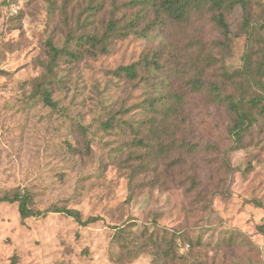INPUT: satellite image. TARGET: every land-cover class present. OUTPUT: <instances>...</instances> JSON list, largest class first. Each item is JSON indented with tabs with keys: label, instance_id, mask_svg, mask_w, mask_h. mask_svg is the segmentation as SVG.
I'll list each match as a JSON object with an SVG mask.
<instances>
[{
	"label": "rangeland",
	"instance_id": "obj_1",
	"mask_svg": "<svg viewBox=\"0 0 264 264\" xmlns=\"http://www.w3.org/2000/svg\"><path fill=\"white\" fill-rule=\"evenodd\" d=\"M129 1L102 0L86 27L102 32L111 18L123 26L137 15V30L114 38L107 53L83 45L79 60L63 59L53 110L35 95L47 72L46 42L62 47L81 34L90 0H0V197L28 190L41 211L22 219L18 203H0V264H156L152 233L178 235L184 257L168 264H264V120L234 149L229 111L189 86L207 66V81L235 92L247 44L242 10L228 15L231 41L222 48L213 45L224 38L208 13L171 20L159 13L161 0L128 8ZM249 1L253 20L263 21L264 0ZM250 43L262 48L253 60L264 70V42ZM146 59L163 70L149 75ZM139 62L138 80L114 72ZM164 91L183 96L180 114L150 125L141 105ZM123 107L131 111L120 114ZM110 111L119 121L104 132ZM183 138L195 151L177 149ZM172 139L175 147L157 155L152 144ZM53 206L100 219L82 226L46 211Z\"/></svg>",
	"mask_w": 264,
	"mask_h": 264
},
{
	"label": "trees",
	"instance_id": "obj_2",
	"mask_svg": "<svg viewBox=\"0 0 264 264\" xmlns=\"http://www.w3.org/2000/svg\"><path fill=\"white\" fill-rule=\"evenodd\" d=\"M101 2L102 0H90L88 4L89 13L86 16L84 23L79 24L83 29L81 34H76L74 32L71 33L62 47H58L53 42L52 38H49L46 42L47 48L49 49V61L46 65L47 72L37 82V94L35 93V95L40 96L43 102L53 110L59 108V103L53 98V88L51 84L57 81V67L63 59L71 57L74 60H79L83 56V51L81 49L83 45L89 46V48L85 49V52L87 53H107L114 38L127 35L129 34V30H137V27L139 26L140 18L135 15L123 26L119 25L121 19L111 18L104 31L97 32L96 30H88L86 27L88 24L87 22H89L90 18L95 16L99 9L104 6ZM137 3L140 2L138 0H133L124 3V6L131 8ZM114 8L118 7L115 6ZM158 8L159 13L160 11L162 12V16H166L171 20H183L191 15L192 11L208 13L210 15V20L214 23L224 38L223 41L213 42V45L222 48H227L231 41L232 32L227 21L228 15L237 8L242 10L243 26L247 31V44L246 52L243 57V68L236 71L232 76V79H236L233 80L235 92H227L228 87L224 82L218 84L207 81L204 78L207 66L198 67L197 75L193 80L189 81V86L193 91H204L210 102L224 106L229 111L230 116L232 117V124L229 127V133L234 142L233 148L239 149L243 147L245 137L252 131V128L261 124V119L264 120V82L261 79L264 75L263 64L262 62H258L257 65L254 66L253 60V57L260 52L261 47L258 50H255L250 43L251 40L260 41L262 43L264 42V20H253V13L249 0H161ZM163 21L164 20H161V22ZM90 22V25H92L93 21ZM159 23L160 20L158 19L156 24ZM152 29L153 27L144 31V34L146 35ZM74 45L79 49L74 48ZM206 62L208 63V58L206 59ZM144 63V68L147 69L149 75H155L158 71L163 70V64L158 62L157 59H153L150 63L149 60L146 59ZM144 63L139 62L127 66H120L114 72L117 76H124L130 81L138 80L140 76L139 67ZM145 79H147V76ZM164 83H168L166 75L163 76V79L160 80L158 84L162 86ZM170 92L168 93L164 91L163 93L168 94L162 93V95L158 93L157 97L150 96L141 105L143 112H146L145 115L150 116V119H148L150 125L155 126L158 120L164 123V121L176 118V116L180 114L179 110L182 106L183 96L176 91H173V94ZM130 111V108L123 107L120 114H125ZM107 115L108 119L102 120L100 123L104 132L112 130L117 126L116 123L119 121L117 111L115 113L110 111ZM262 124L264 125V122ZM132 128H135L133 124ZM137 130H139L140 134L141 129L138 128ZM162 130H164V128ZM150 132L152 135L157 134V138L160 137L158 135L159 131L156 132V130L151 129ZM90 140H94V137L91 136ZM137 141L138 146H144L145 142L142 139H137ZM179 143L180 146H178L177 149H184L187 152H192L196 149V146L184 138ZM175 144L176 142L172 139L168 144H166V140H159V142L152 145L157 147L154 148V150L157 151V155H160L174 148ZM69 146L75 148L71 144ZM2 202L18 203L19 213L22 219L35 217L41 214L40 210L32 206L33 196L28 190H17L12 195H4L0 197V203ZM46 211L64 213L67 216L74 218L82 226H86L100 219L95 216H90L89 218L84 219L79 210L66 207L53 206ZM118 230L120 233L125 232V227H119ZM166 234L169 233L166 232ZM176 235V233L170 234V236L161 233H152L151 235H148L149 242L152 243L156 249V264H168V261L170 262L177 258L184 257V254L180 252L181 247L178 246V235ZM184 245H189L191 247V240Z\"/></svg>",
	"mask_w": 264,
	"mask_h": 264
}]
</instances>
